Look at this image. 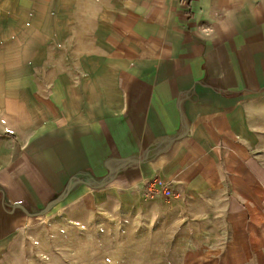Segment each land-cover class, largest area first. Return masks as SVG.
Listing matches in <instances>:
<instances>
[{
	"label": "crops",
	"instance_id": "obj_1",
	"mask_svg": "<svg viewBox=\"0 0 264 264\" xmlns=\"http://www.w3.org/2000/svg\"><path fill=\"white\" fill-rule=\"evenodd\" d=\"M260 99L264 0H0V242L158 176L264 259Z\"/></svg>",
	"mask_w": 264,
	"mask_h": 264
},
{
	"label": "rangeland",
	"instance_id": "obj_2",
	"mask_svg": "<svg viewBox=\"0 0 264 264\" xmlns=\"http://www.w3.org/2000/svg\"><path fill=\"white\" fill-rule=\"evenodd\" d=\"M15 61L17 76V54ZM256 107L264 109V99ZM255 117L264 130V112ZM108 185L91 182L36 213L0 242V264H264L236 249L228 228L196 223L205 213L182 190L171 186L179 198H150L145 184L130 194Z\"/></svg>",
	"mask_w": 264,
	"mask_h": 264
},
{
	"label": "built area",
	"instance_id": "obj_3",
	"mask_svg": "<svg viewBox=\"0 0 264 264\" xmlns=\"http://www.w3.org/2000/svg\"><path fill=\"white\" fill-rule=\"evenodd\" d=\"M146 195L150 198L158 196L180 197V194L174 190L171 185L160 177H153L145 183Z\"/></svg>",
	"mask_w": 264,
	"mask_h": 264
},
{
	"label": "trees",
	"instance_id": "obj_4",
	"mask_svg": "<svg viewBox=\"0 0 264 264\" xmlns=\"http://www.w3.org/2000/svg\"><path fill=\"white\" fill-rule=\"evenodd\" d=\"M69 193H70V190L68 189L67 192L64 194L63 197H66L67 195H69ZM63 197H62V198H59V200L63 199ZM59 200H58V201H59ZM58 201H52V202H50V204H49L48 207H47V210L50 209V207H52V206H53L54 204H56Z\"/></svg>",
	"mask_w": 264,
	"mask_h": 264
}]
</instances>
